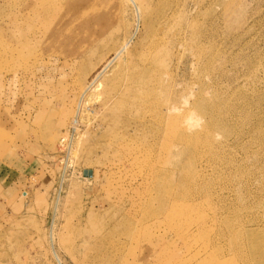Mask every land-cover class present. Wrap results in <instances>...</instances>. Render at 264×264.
I'll return each mask as SVG.
<instances>
[{
  "label": "rangeland",
  "instance_id": "obj_1",
  "mask_svg": "<svg viewBox=\"0 0 264 264\" xmlns=\"http://www.w3.org/2000/svg\"><path fill=\"white\" fill-rule=\"evenodd\" d=\"M52 1L0 0V264H264V0Z\"/></svg>",
  "mask_w": 264,
  "mask_h": 264
},
{
  "label": "bare ground",
  "instance_id": "obj_2",
  "mask_svg": "<svg viewBox=\"0 0 264 264\" xmlns=\"http://www.w3.org/2000/svg\"><path fill=\"white\" fill-rule=\"evenodd\" d=\"M60 1H62V0H60ZM60 1H57V0H53L50 4H48V6L46 7V8H42L40 5H39V23L41 24L40 26H39V37H40V35H43V34H46V33H48L49 31H51V29L53 28V25L54 24H56V22H57V20H59L58 19V16H59V14H63V11H61V13H60V9H58V4H59V2ZM130 2L136 7V9L138 10V12H139V7H138V3H137V0H130ZM96 9V8H95ZM64 13L65 14H67L68 13V11H64ZM71 13H72V11H71ZM38 15V14H37ZM83 15V14H82ZM81 15V16H82ZM107 16V15H106ZM100 19V18H99ZM15 20H19V19H15ZM8 21V20H7ZM29 22V21H28ZM3 23V22H2ZM7 23V22H6ZM7 24H9V23H7ZM12 24V23H11ZM3 25V24H2ZM6 25V24H5ZM4 25V26H5ZM19 25V24H18ZM18 25H16V26H18ZM92 25V24H91ZM15 26V27H16ZM108 26V25H107ZM4 28V27H3ZM88 28V27H87ZM1 29V28H0ZM5 30V29H4ZM108 30V29H107ZM109 31H110V29H109ZM108 31V32H109ZM84 32V31H83ZM11 33L12 32H10V36H11ZM108 34V33H107ZM106 34V35H107ZM1 35H2V33H1ZM6 35V34H5ZM22 35V34H21ZM93 35H95V36H97L95 33L93 34ZM3 36V35H2ZM134 36L135 35H133L132 36V38L131 39H129L123 46H122V48L116 53V55L105 65V67L101 70V72L97 75V77L95 78V80H96V84H95V86H94V89H97V88H99V86L101 85V82H100V78L104 75V74H106V72H108V71H110L111 69L110 68H112V67H114V65H115V63L118 61V59H119V57L122 55V53L128 48V46H129V44L132 42V40H133V38H134ZM99 37V36H98ZM14 38V37H13ZM20 38V37H19ZM102 39H103V37H101ZM106 38V37H105ZM96 39V38H95ZM98 39V38H97ZM13 40V39H12ZM5 41V40H4ZM97 41V40H96ZM3 42V41H2ZM13 43L15 42V41H12ZM96 43V42H95ZM99 44V43H98ZM10 45V44H9ZM91 45V44H90ZM160 54H161V52H160ZM159 54H157V56H158ZM156 55H155V57H157ZM159 57H160V55H159ZM154 57H152V59H153ZM155 59H158V57L157 58H155ZM1 61V60H0ZM88 87V86H87ZM90 89H92V86H90L87 90H86V88H85V92L83 91V93H82V95L80 96V98H79V100H78V102H77V104H76V107H75V113H74V118H73V120H74V124L75 125H77V123L79 122V118H80V116H81V114H82V109H83V103H84V99H85V96L88 94V91L90 90ZM181 96V95H180ZM194 96V95H193ZM145 97V96H144ZM185 97H186V95H185ZM170 98V97H169ZM184 98V96L182 97V101L184 100L183 99ZM197 100V99H196ZM176 103V102H175ZM182 104H184V103H182ZM168 105V104H167ZM176 105H177V103H176ZM197 105V104H196ZM169 106V105H168ZM170 107V106H169ZM191 108V107H190ZM190 108H188V109H186L185 110V113L184 114H174V116L173 115H171V113L173 114V111H171V110H168V107H167V110H168V113H165V116H164V114H163V112L161 111V112H157L156 110V112L157 113H155L156 115H154L153 116V122L151 123V127L149 126V131H150V129H151V133H152V137L150 138V139H147V142H148V144H150V145H155V143H161L163 146H162V150L158 153V154H156L154 157H153V162H155V163H159L160 165H161V169L160 170H156V168L154 169L155 170V174H158L159 172H161V171H164L165 169H166V166L168 165V163H169V156H168V154H169V152H170V150H174V149H177V148H181L183 145H184V139H183V137H182V134H184V128L181 126V124L179 125V122H178V119H179V117H181L182 119H183V117H189L190 115V113H191V110H190ZM158 109V108H157ZM160 109V108H159ZM166 110V109H165ZM37 113V112H36ZM179 113V112H178ZM152 114H153V112H152ZM152 117V116H151ZM159 118L160 119V121H163V124L161 125V124H156L157 122H156V118ZM152 119V118H151ZM72 120V121H73ZM152 121V120H151ZM197 125V123L195 122V123H193L192 124V126H196ZM73 127V128H72ZM200 127V126H199ZM71 129H72V134H71V140H70V142H67L68 143V145H69V147H68V155H67V158H66V160H65V163H64V170H63V173H64V171H65V164L67 165V167H68V165H69V163L71 162V159H70V156L71 155H73V150H74V146H73V144H74V139H75V133H76V127H74V125H72L71 126ZM199 130V129H198ZM189 133V132H188ZM66 141H67V137L66 136H63L62 138H61V140H60V143L61 144H67L66 143ZM147 144V143H146ZM161 147V146H160ZM158 151V150H157ZM175 152V151H174ZM173 152V153H174ZM173 159H171L170 160V162L172 161ZM182 162V161H181ZM178 164H179V162H178ZM175 165V164H174ZM158 168V167H157ZM168 169V168H167ZM166 169V170H167ZM67 170V169H66ZM165 170V171H166ZM63 177V176H62ZM65 177V176H64ZM157 177V176H156ZM160 177V176H159ZM239 178V177H238ZM241 178H243V177H241ZM245 179V178H244ZM243 180V179H242ZM247 180V179H246ZM245 181V180H244ZM246 183H247V181H246ZM246 186V185H245ZM264 186V185H263ZM244 187V186H243ZM245 188V187H244ZM263 188V187H262ZM247 190V189H246ZM258 190V189H257ZM264 190V189H263ZM259 191V190H258ZM248 192V194H249V191H247ZM246 192V193H247ZM257 192V191H256ZM261 193V192H260ZM161 195H162V193H161ZM250 195V194H249ZM254 196H255V194H254ZM253 196V197H254ZM151 197H152V195H151ZM210 197H211V195H210ZM213 197V196H212ZM259 197V196H258ZM264 197V196H263ZM153 198V197H152ZM250 198V197H249ZM256 199H257V197H255ZM254 198V199H255ZM222 199V198H221ZM259 199V198H258ZM257 199V200H258ZM212 200V199H211ZM214 200V199H213ZM219 200V199H218ZM223 201H225L224 200V198L222 199ZM221 200V201H222ZM249 200V199H248ZM253 200V199H252ZM256 200V202H258ZM260 200V199H259ZM150 201V200H149ZM220 201V200H219ZM228 201V200H227ZM264 201V200H263ZM152 202V201H151ZM229 202V201H228ZM252 202V201H251ZM251 202H250V204H251ZM218 203V202H217ZM220 203V202H219ZM253 203V202H252ZM259 203V202H258ZM261 203H263L262 201H261ZM225 204V203H224ZM247 204V203H246ZM249 204V203H248ZM249 204V205H250ZM216 205V204H215ZM226 205V204H225ZM254 205H257V204H255L254 203ZM260 205V204H259ZM262 205H264V204H262ZM261 205V206H262ZM212 206V205H211ZM220 207H222V206H220ZM225 207V206H224ZM226 207H227V205H226ZM250 207V206H249ZM252 207V206H251ZM253 207H256V206H253ZM259 208V207H258ZM221 209V208H220ZM225 209V208H224ZM224 209H223V212H225L224 211ZM229 209V208H228ZM227 210V209H226ZM55 212V211H54ZM222 212V211H221ZM162 214H164V213H162ZM225 214V213H224ZM160 215V214H159ZM158 215V216H159ZM221 215V214H220ZM228 215V214H227ZM259 217H261V216H259ZM143 218V217H142ZM139 221V220H138ZM260 221V220H259ZM140 222V221H139ZM138 222V223H139ZM143 222V221H142ZM129 223H130V221H129ZM132 223V222H131ZM260 223V222H259ZM264 223V222H263ZM262 223V224H263ZM133 224V223H132ZM129 227V226H128ZM136 227V226H135ZM134 227V228H135ZM193 229V228H192ZM129 230V229H128ZM50 234H51V232H50ZM134 234V233H133ZM133 234H132V236H133ZM221 234V233H220ZM219 234V235H220ZM246 234H248V233H246ZM156 235V234H155ZM154 236V235H153ZM50 237H51V235H50ZM249 237V235L247 236V238ZM150 238V237H149ZM226 238V237H225ZM52 240H53V244H54V234H53V230H52ZM150 240V239H149ZM215 242V241H214ZM51 245H52V243H51ZM262 251V250H261ZM262 253H264V252H262ZM263 255V254H262ZM58 258H59V256H58ZM172 258V257H171ZM60 260V259H59ZM175 260V259H174ZM61 261V260H60ZM263 262V261H262ZM62 263V262H61Z\"/></svg>",
  "mask_w": 264,
  "mask_h": 264
},
{
  "label": "water",
  "instance_id": "obj_3",
  "mask_svg": "<svg viewBox=\"0 0 264 264\" xmlns=\"http://www.w3.org/2000/svg\"><path fill=\"white\" fill-rule=\"evenodd\" d=\"M66 169H67V165L65 164V171H64V173H63V177H62V182H61L60 190H61V188H62V186H63V181H64V178H65L64 176H65ZM84 174H85V176H89V177H91V176L93 175V173H92L91 171H85ZM59 197H60V193H59ZM59 197H58V200H57V203H56L55 214H56V212H57V207H58V204H59ZM52 230H53V227L51 228V243H52L53 252H54V254H55V257H56L58 263H59V264H62L61 261H60L59 258H58V255H57V253H56V250H55V247H54V244H53V240H52Z\"/></svg>",
  "mask_w": 264,
  "mask_h": 264
},
{
  "label": "crops",
  "instance_id": "obj_4",
  "mask_svg": "<svg viewBox=\"0 0 264 264\" xmlns=\"http://www.w3.org/2000/svg\"><path fill=\"white\" fill-rule=\"evenodd\" d=\"M39 162H41V163H42L41 159H39Z\"/></svg>",
  "mask_w": 264,
  "mask_h": 264
}]
</instances>
